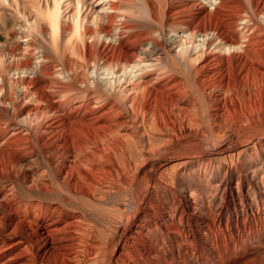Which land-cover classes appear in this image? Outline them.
Instances as JSON below:
<instances>
[{"label": "bare ground", "instance_id": "6f19581e", "mask_svg": "<svg viewBox=\"0 0 264 264\" xmlns=\"http://www.w3.org/2000/svg\"><path fill=\"white\" fill-rule=\"evenodd\" d=\"M61 1L22 12L48 53L0 45V131L41 103L0 147V264H264V0ZM112 193L99 242L73 208Z\"/></svg>", "mask_w": 264, "mask_h": 264}, {"label": "rangeland", "instance_id": "374dc122", "mask_svg": "<svg viewBox=\"0 0 264 264\" xmlns=\"http://www.w3.org/2000/svg\"><path fill=\"white\" fill-rule=\"evenodd\" d=\"M30 1L31 0H0V45H8V47H10V48L12 47L13 50L17 51V49L25 46L26 44L28 45L30 43L31 44L35 43V44L43 47L41 49H43L44 51H46V53H48V50H49L48 47L49 46L47 43V36L45 34L36 33L34 31H32L30 27H28V23L26 21L27 19L25 18L26 16L24 13H26L27 11L28 12L30 11L29 13L34 16V14L37 12L35 7L33 5H31ZM74 1L75 0H62L61 1V9L60 10L62 11V14L64 17H68L71 14V12L73 10L72 8L74 7ZM111 1L113 3H116L119 6L123 5V3L129 2L128 0H81V2L79 3V13H80L79 16H81V17L85 16V20L87 22H90L94 16L101 17L105 13V11H107L106 8L110 5V4H108V2H111ZM131 1H133V0H131ZM135 1L138 3V0H135ZM171 1L172 0H147V3H144V5L147 6V4L153 3L157 7L158 6L162 7V5L164 3H168ZM139 6H140V4H139ZM22 12H24V13H22ZM28 12L26 13L27 15H28ZM32 15H30L31 17L28 18V21H30V22L32 19ZM129 20L126 23L129 25L132 24V26L134 27V30H141V29L145 28V26H143L141 24L145 21L140 20L138 18H134L133 20L132 19L130 20L131 21V23H130ZM25 22H26V24H25ZM19 24L23 25L21 27V30L23 31V33H22L23 37L18 40L17 38H15L13 36V34H14V32L17 31L16 28L18 27ZM10 33H11V35H10ZM32 36H34L33 39H32ZM16 41H17V43H16ZM54 64L60 65V62L57 60V57L54 58ZM25 90L29 93H27L24 100L18 101V105L21 106L22 109L18 112V114L16 115V118L14 120H8L5 123L2 122V127H3L2 129L3 130L0 131V147L5 144L4 142L8 138L28 135L29 131L32 127V124H34L33 121L31 122V124H29V122L26 121V114H27L28 110H30L31 108H33L36 105H41V103L39 101H37V99H35L33 93H31V91H28V89H26V88H25ZM48 90L50 92H52L53 96H56L54 99H58L57 96H59V95L56 91H54V89H48ZM74 92H77V90H75ZM2 93L4 94V91L0 93V97L3 96ZM77 95L78 96H86L87 95L90 97L89 99L91 101L94 99V96H95V94H93V92H90L89 94H84V93L79 92ZM75 101L78 102L79 100L77 99ZM95 102L96 101L94 100L93 103H95ZM2 106H4V104L0 103V107H2ZM0 119H1L0 121H4L3 118H0ZM200 121L203 122V124L207 126L208 123H207L206 119H201ZM147 142H148V144L151 143L152 146L153 145L157 146L160 143L159 138H157L156 134H155V136H152L151 134H147L137 144L138 149H141L142 147L147 148V146H148ZM144 143H146V145ZM204 143H205V145H207V147L209 149H213V148L218 146V145L211 144V142L207 141V140H205ZM138 149L136 150L134 155H132V157H131L132 159H134L133 160L134 162H136L139 159ZM5 155H6L5 153L0 152V158L1 159L5 158L4 157ZM163 162L164 161H162L161 164ZM111 195L112 196L109 198L108 204H103V205L102 204H96L94 206H88V209L85 210L84 208L86 207V204L84 202H81V201H76L75 205H76V207L77 206L78 207L73 208L74 210H77L81 214H83L84 218L86 219L85 222L86 221L90 222V220H92L90 223L92 225H93V223H94V225H96L95 228H92V230L94 229L93 230L94 231V233H93L94 238L96 237V240H98L99 242H101L102 238H103L101 235L102 225L109 223L110 229H115L114 227L118 224L115 221H108L110 218L107 214L108 213L107 211L111 207L110 201L121 202V198H123L124 194L119 195L117 193H112ZM81 208H83V209H81ZM27 211L29 213H31V212L38 213V211H32L29 208L27 209ZM98 264H100V262Z\"/></svg>", "mask_w": 264, "mask_h": 264}]
</instances>
